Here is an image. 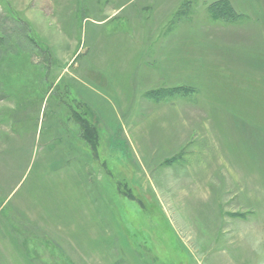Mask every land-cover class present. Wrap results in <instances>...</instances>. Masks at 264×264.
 Returning <instances> with one entry per match:
<instances>
[{"label":"rangeland","instance_id":"rangeland-1","mask_svg":"<svg viewBox=\"0 0 264 264\" xmlns=\"http://www.w3.org/2000/svg\"><path fill=\"white\" fill-rule=\"evenodd\" d=\"M0 264H264V0H0Z\"/></svg>","mask_w":264,"mask_h":264},{"label":"trees","instance_id":"trees-1","mask_svg":"<svg viewBox=\"0 0 264 264\" xmlns=\"http://www.w3.org/2000/svg\"><path fill=\"white\" fill-rule=\"evenodd\" d=\"M84 130L85 131H91V127L88 124H84ZM89 129V130H88Z\"/></svg>","mask_w":264,"mask_h":264}]
</instances>
